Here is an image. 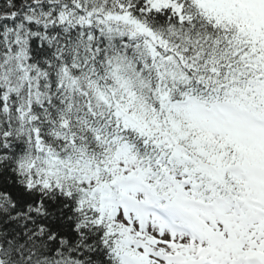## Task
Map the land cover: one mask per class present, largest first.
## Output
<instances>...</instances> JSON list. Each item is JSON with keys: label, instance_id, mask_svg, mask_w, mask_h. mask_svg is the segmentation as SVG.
<instances>
[{"label": "snow or ice", "instance_id": "1", "mask_svg": "<svg viewBox=\"0 0 264 264\" xmlns=\"http://www.w3.org/2000/svg\"><path fill=\"white\" fill-rule=\"evenodd\" d=\"M0 264H264V0H0Z\"/></svg>", "mask_w": 264, "mask_h": 264}]
</instances>
